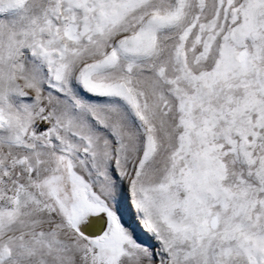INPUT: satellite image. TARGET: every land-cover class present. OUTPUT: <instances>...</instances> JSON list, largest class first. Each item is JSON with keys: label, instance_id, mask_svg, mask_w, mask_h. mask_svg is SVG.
Returning a JSON list of instances; mask_svg holds the SVG:
<instances>
[{"label": "snow or ice", "instance_id": "6c2138e0", "mask_svg": "<svg viewBox=\"0 0 264 264\" xmlns=\"http://www.w3.org/2000/svg\"><path fill=\"white\" fill-rule=\"evenodd\" d=\"M0 264H264V0H0Z\"/></svg>", "mask_w": 264, "mask_h": 264}]
</instances>
